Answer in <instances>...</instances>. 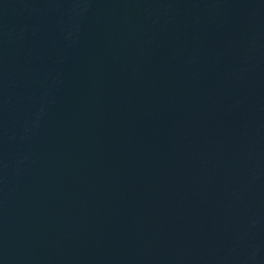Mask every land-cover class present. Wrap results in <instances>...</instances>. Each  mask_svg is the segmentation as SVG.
<instances>
[{"label": "water", "instance_id": "1", "mask_svg": "<svg viewBox=\"0 0 264 264\" xmlns=\"http://www.w3.org/2000/svg\"><path fill=\"white\" fill-rule=\"evenodd\" d=\"M0 264H264V0H0Z\"/></svg>", "mask_w": 264, "mask_h": 264}]
</instances>
